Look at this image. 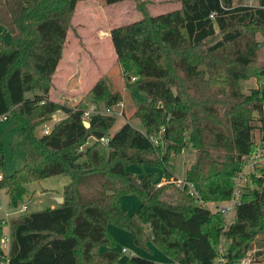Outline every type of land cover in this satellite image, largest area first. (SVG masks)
Masks as SVG:
<instances>
[{"label":"trees","instance_id":"16d2710c","mask_svg":"<svg viewBox=\"0 0 264 264\" xmlns=\"http://www.w3.org/2000/svg\"><path fill=\"white\" fill-rule=\"evenodd\" d=\"M78 1L0 0V24L11 35L8 42L0 36V115L14 116L24 142V165L1 175L0 189L15 207L27 184L70 177L56 207L9 219L7 264H115L122 251L114 249L109 224L140 247L151 241L171 259L132 255L125 264H214L222 237L230 260L252 249L264 258V86L244 93L238 85L252 76L258 47L249 29H264V0H176L174 10L152 15L142 8L139 19L112 27L122 76L146 98L131 115L143 129L126 121L113 133L114 115H91L88 127L82 121L91 104L111 107L122 99L105 78L76 106L48 97ZM56 111L65 117L37 135ZM189 144L197 158L185 185L171 183L183 195L179 200L164 199L165 186L155 187L153 173L140 179L139 189L131 183L125 166L133 163L162 167L165 178L177 179L168 161ZM247 161L253 169L229 222L189 193L192 184L202 202L230 200ZM3 162L0 138V172ZM131 193L140 205L128 214L119 198ZM3 233L0 223V255ZM97 246L110 249L97 254Z\"/></svg>","mask_w":264,"mask_h":264},{"label":"rangeland","instance_id":"374dc122","mask_svg":"<svg viewBox=\"0 0 264 264\" xmlns=\"http://www.w3.org/2000/svg\"><path fill=\"white\" fill-rule=\"evenodd\" d=\"M237 1L234 0V3ZM242 2L245 4L256 3L255 0H242ZM179 6L180 4L176 0H124L113 4H106L104 0H79L71 17L62 57L53 76V85L48 92L49 99L76 106L92 86L103 77L107 80L109 87L119 91L122 97L119 103L111 106L112 115H114L116 121L110 132H115L126 121H129L135 128L142 130L141 122L137 118H132L131 115L137 104L145 101L146 98L144 93L136 88L135 83L129 86V83L123 78L121 67L116 60L111 39L109 38L110 29L139 19L142 16V8L146 12L155 15L174 10ZM249 30L253 34L258 50L257 57L249 69L252 76L238 82L240 90L244 93L249 92L251 88L256 86H264V29L250 28ZM2 39L6 40V36H2ZM33 95V92L26 93L27 97H32ZM98 103L99 105L97 106L105 107L102 102ZM63 117H65V114L62 111H56L46 123V126L51 129ZM20 131V125L16 122L14 116H11L8 120L1 121L0 138L3 142L4 162L0 176L11 174L24 165V142L20 136ZM42 133L43 128L38 127L36 134L40 135ZM254 137L256 140L259 139L258 129L255 130ZM90 142H92V138L89 139L88 143ZM163 150L164 148L161 149V152ZM196 158L197 152L189 144L180 153L171 155L168 161V169L173 176L182 180L186 169ZM252 164L253 161H247L244 170L236 180V185L240 189L247 182V174L253 169ZM261 164L264 167V159ZM125 170L131 172L132 179H135L138 183L147 173H154L156 176L153 182L155 187L165 186L164 199L166 201L174 202L183 196L180 192L173 189V184H171L173 179L163 178L164 170L162 167L133 163L126 165ZM69 181V176L55 175L29 183L26 185L27 191L18 205L26 203L28 206L27 212L57 206L60 202H58L56 197L62 194L63 186ZM227 202L204 201V205L212 211H220L224 219L229 222L233 213H227L221 209L227 205ZM119 204L128 214H133L140 205V199L134 193L125 194L119 198ZM12 207L6 191L0 189V219L4 217V211H12ZM16 215L18 214H14V216ZM3 226L4 229L6 228L4 233H7L8 227L6 225ZM107 230L115 241L114 249L122 251L120 258L115 264H125L132 255L148 258L158 263L171 261L169 256L151 244L147 245L150 251L147 248L136 245L131 234L124 229L109 224L107 225ZM221 240L224 241V238L222 237ZM106 248L110 249L107 246H97L95 252L101 254ZM123 248L125 249L124 251L122 250ZM255 250L252 249L250 252L254 254ZM257 260L251 264H264V258H257Z\"/></svg>","mask_w":264,"mask_h":264},{"label":"built area","instance_id":"2783aa9c","mask_svg":"<svg viewBox=\"0 0 264 264\" xmlns=\"http://www.w3.org/2000/svg\"><path fill=\"white\" fill-rule=\"evenodd\" d=\"M214 14H211L210 17L213 18ZM108 114V115H112V108L111 107H99L97 105H91L87 110L84 111L83 115H82V121L85 127L89 126V119L91 117V115L94 114ZM3 120H7V114H3L0 115V124L1 121ZM50 128L49 127H44L43 128V133L47 134L49 133ZM104 143H106L108 141V137H103L101 139ZM172 183H175V185L177 187L182 188L185 185V181L182 179H173L171 180ZM166 182H170V181H166ZM160 184V183H159ZM189 187V193L194 197L196 202L201 203L202 205H204V202H202V200L199 198L198 193L194 190V187L192 184L188 185ZM238 192H239V187L238 185H236L235 191L233 193V196L231 197L230 200H228L227 205L224 206L223 208H221L223 211L225 212H230L231 214H234V206L238 201ZM13 210L12 211H4V217L2 219H0V223L2 225H6L8 226V221L11 218V216L13 217L14 214H20V213H26L28 206L26 203H23L22 205H17L15 207H12ZM4 227V226H3ZM2 247L5 250V252L0 255V264H7L8 263V254H7V247H8V241H9V234L7 233H3L2 236ZM227 245L228 242L224 239V241L220 240L219 243V247H218V254L216 255V257L214 258V264H251L253 262L258 261L257 258H255V256L253 255V253L248 252L245 256L236 259V260H230L227 256ZM123 251L125 250L124 248L122 249Z\"/></svg>","mask_w":264,"mask_h":264},{"label":"crops","instance_id":"0c3cea01","mask_svg":"<svg viewBox=\"0 0 264 264\" xmlns=\"http://www.w3.org/2000/svg\"><path fill=\"white\" fill-rule=\"evenodd\" d=\"M111 30V29H110ZM6 36V40H4L3 39V41L4 42H8L9 40H10V33H9V31L7 30V28L4 26V25H2V24H0V36L2 37V36ZM109 38H110V34H109ZM112 133V132H111ZM150 173H152V172H150ZM148 174V173H147ZM154 174V173H153ZM163 178H164V176H163ZM59 198H62V194H59V195H57V197H56V199L58 200ZM58 202H60L59 200H58ZM61 203V202H60ZM52 207H56V206H50V207H46V208H52ZM37 210H39V209H37ZM8 227V226H7ZM4 230H6V228L4 229ZM8 233H9V228H8ZM149 244H151L152 246H154L153 244H152V242L151 241H148L147 243H146V245H145V247H143V248H147L149 251H150V248L147 246V245H149ZM155 247V246H154ZM156 248V247H155ZM158 249V248H157ZM106 250H108V248H106L105 249V251ZM162 252V251H161ZM163 253V252H162Z\"/></svg>","mask_w":264,"mask_h":264},{"label":"water","instance_id":"95a60500","mask_svg":"<svg viewBox=\"0 0 264 264\" xmlns=\"http://www.w3.org/2000/svg\"><path fill=\"white\" fill-rule=\"evenodd\" d=\"M131 183L136 187V188H140V185H139V183L135 180V179H132L131 180ZM60 202H62V200H63V198H59L58 199Z\"/></svg>","mask_w":264,"mask_h":264}]
</instances>
